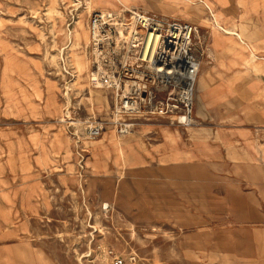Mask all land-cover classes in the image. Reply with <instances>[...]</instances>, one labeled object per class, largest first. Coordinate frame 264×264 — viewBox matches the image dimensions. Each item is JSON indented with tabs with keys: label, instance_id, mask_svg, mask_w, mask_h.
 I'll return each instance as SVG.
<instances>
[{
	"label": "rangeland",
	"instance_id": "obj_1",
	"mask_svg": "<svg viewBox=\"0 0 264 264\" xmlns=\"http://www.w3.org/2000/svg\"><path fill=\"white\" fill-rule=\"evenodd\" d=\"M206 1L0 0V264H6L8 250L20 247L31 263L9 264H115L114 258L119 264H264V84L250 87L252 75L264 76V62L242 61V72L232 79L233 71L223 67L231 88L219 98L212 93L222 83L218 72L239 46L210 45L215 32L252 44L259 23L247 4L230 0L217 10L225 27L244 40L215 30L214 22L223 26L204 8ZM187 4L208 14L198 15L203 21L197 10L189 12L200 33L193 41L200 68L191 101L177 97L170 102L177 107L173 113L138 117L129 135L137 140L144 166L160 173L166 150L158 123L176 129L181 149L193 142L202 148L193 161L166 165L187 176L135 174L131 149L122 142L129 135L118 137L109 125L115 96L101 85L100 73L111 62L119 69L123 58L124 68L150 81L149 71L129 64L118 29H130L135 20L124 19L122 11L144 10L142 15L155 14L160 22L187 24L182 13ZM106 10L116 12L117 23L103 30L113 37L105 53L115 54L104 63L88 32L92 14ZM185 115L191 125L178 124ZM86 121L105 123L107 131L89 140ZM106 142L116 146L121 168L110 163L105 173L103 161L100 174L98 164L87 161L88 151Z\"/></svg>",
	"mask_w": 264,
	"mask_h": 264
},
{
	"label": "crops",
	"instance_id": "obj_2",
	"mask_svg": "<svg viewBox=\"0 0 264 264\" xmlns=\"http://www.w3.org/2000/svg\"><path fill=\"white\" fill-rule=\"evenodd\" d=\"M204 1H206V0H204ZM206 2L208 3L210 8L212 9V11L215 14L218 22L223 27H225V24L222 23L223 21L220 18L221 11H218L217 9L222 10L224 7L227 6V4H229L230 0H217V2L215 4H211L208 1H206ZM235 2H236V4H238L239 6H242V7H245L247 4V13L250 15L251 18H253L254 20H256L259 23V33L255 34L253 36L252 44L245 41V40H244V44H243L240 40H238L234 36L227 35V34H222V33H218V32L210 34V36H212V37L215 35L213 37L212 44H210L211 48H214V50L217 49L218 47L223 46L227 41H231V42L235 43L237 46H239L238 51L235 53V55L230 60V65L229 66L221 65L222 70H221V72L220 71L218 72V75L221 78L222 83H220L216 88H214L212 93L214 95L216 94L215 96H217L219 98H224L227 95V93L230 91L231 85L229 84V81H227V79H229L230 75H231V79H232L238 73L242 72V70L238 71L239 63L241 64L242 61H246L247 59H250V58L257 60L258 63L264 62V0H235ZM161 3H164V2H161ZM154 5L157 7H160V8H164V7L170 8L171 7L166 3L163 4L164 6H160V4H157V3ZM140 7H142V6H140ZM143 8H145V7H143ZM190 8L197 10V15L195 13H193L192 11H190ZM147 9H149V8H147ZM152 10H158L159 11V9H152ZM182 10L193 13L198 18H200L199 14H202V16L208 15L204 11V9L198 5L191 6V5L187 4L186 7H184ZM103 12H112V13L116 14V12H113L111 10H106ZM142 12H144V11H142ZM147 13H150V12H147ZM184 15H186V14H184ZM153 16H156V15L153 14ZM208 18H209V16H208ZM188 19H189L187 21L188 24H190L193 28V39H194V35H195L196 30H197V27L191 18L188 17ZM201 20L205 21V19H201ZM180 22H183V21H180ZM183 23H185V22H183ZM200 25L204 26L203 24H200ZM225 28H227V27H225ZM227 29H229V28H227ZM229 30L236 32L234 29H229ZM196 39H198V38H196ZM194 46H195V44H194ZM197 56L199 57V55H197ZM223 67L228 68V69L230 68L231 71H233V73L235 72V74L232 73L230 75L229 74L224 75L223 73H225V71H223V69H224ZM251 77L253 78V82H252L253 84L250 86L252 89L255 90L256 88H258L259 83L264 84V76L261 77L258 75H252ZM144 127L145 126L140 125L139 131L143 130ZM156 127L159 129V131H160L159 134H160V137L162 139L160 145L162 146L163 150H166L165 152H163V154L159 160L163 164V165L159 166L161 169V173L159 172V170L157 171V170L150 169V168L144 166L146 159L140 153L141 150L138 147L137 140L134 137H132V135L131 136L129 135L128 137H125L124 139H122V142L125 145L126 150H128L127 146L131 149V159L134 160L133 173L139 174V175L148 174V176H152V177H154V176L156 177L158 173L164 174L166 176H187L188 172H184V170L181 169L180 167L171 168V167H167L166 165H168V163L169 164H179L180 161H182V160L183 161H193L195 158H197V156H198L197 153H198V151L201 150L202 145L197 143V142H193L192 144L186 145V147L181 149L178 145V141H177L176 136L174 134V130L176 131V129L172 130L168 126L163 125L162 123H158V125ZM104 131H107V130H103L101 133V136L103 135ZM113 133L116 136H118L115 131H113ZM101 136L99 137V139L101 138ZM118 137H120V136H118ZM97 141L99 142V140H97ZM149 155L153 156V153H150ZM88 157L89 158H87V161H90L91 163L96 162L98 164V166H97L98 170L95 171L97 173L103 174V172H101V170H100V167L102 166L103 161H106V165H107V170L105 173L108 172L110 163L112 164V166H114V168L116 170H120V168H121L120 156L118 155L117 148L114 144H110V143L106 142L105 144L102 145L100 143L96 151H94L93 153H90L88 151ZM101 157H103V159ZM154 180L157 181L156 179H154ZM203 181H204V179H203ZM142 189L144 190L143 192L145 193L146 190L144 188H142ZM149 190L153 191L152 186L149 187ZM24 191L25 190H21V192H23L22 193L23 195H25ZM7 252H8V254H7L8 256L6 257V264H9L11 262V259L14 261H20V262H24V263L30 262L31 263V256H30V253L28 252V250L26 249V247H20L19 249L8 250ZM38 262H39V264H43L42 261H40V260Z\"/></svg>",
	"mask_w": 264,
	"mask_h": 264
},
{
	"label": "bare ground",
	"instance_id": "obj_3",
	"mask_svg": "<svg viewBox=\"0 0 264 264\" xmlns=\"http://www.w3.org/2000/svg\"><path fill=\"white\" fill-rule=\"evenodd\" d=\"M202 5L209 12V15L214 17L210 6L206 2ZM101 13L105 16L115 15L112 12ZM122 13L124 14V19L131 18L135 20V24L130 29H124L122 27L124 24L120 25L122 28L118 29L119 37L126 44L127 52L131 54L129 64L150 70L157 80L153 89L149 86L146 88L152 89L159 99L164 98L163 94L167 90L170 92L168 100L177 101V97L179 98L180 96L181 99L185 98L189 103L191 101V88L194 87L200 68V58L197 56L193 45L192 26L187 23V31L184 33L183 28L186 23L180 21L175 25L172 22L164 23L147 14L149 18L143 16L144 19H147L146 21L150 22L149 24L153 28H157L154 30L151 28L146 29L147 23L139 20V17L137 18V16H141L142 12ZM182 13L186 14L194 22L197 21L189 12ZM212 26L215 30L220 29L224 33H236L238 37L243 39L239 33L220 27L215 22ZM88 38L90 43L91 35L89 32ZM194 38H200L198 29ZM184 88L187 90L183 91ZM177 119L178 122H181L183 120L186 121L188 118L187 116H179ZM188 125H191L190 121ZM104 208H108V205L104 204Z\"/></svg>",
	"mask_w": 264,
	"mask_h": 264
},
{
	"label": "built area",
	"instance_id": "obj_4",
	"mask_svg": "<svg viewBox=\"0 0 264 264\" xmlns=\"http://www.w3.org/2000/svg\"><path fill=\"white\" fill-rule=\"evenodd\" d=\"M143 16L145 15L141 14V16H137V18L139 17V20L147 23L146 29L151 28L152 30H154L157 28H153L149 24L150 22L146 21L147 19H144ZM116 20L117 18L115 15L105 16L104 14L100 13H93L90 18L89 34L91 35L93 51L97 54L96 57L98 61L103 60L104 63H106V57L115 55L114 53H105L104 47H110L113 37L110 36L108 31L107 33L103 34V30L105 26L114 27V25L117 23ZM172 24L175 25L176 23L172 22ZM187 27L188 25L185 24L183 28L184 33H186L187 31ZM109 60L113 61L112 58ZM123 61L124 59L122 58L120 62H118V64L120 65L119 69L117 67H113V63L111 62V67H113V69L111 67H108L109 69H106V73H100L101 85L109 86L115 96L116 107L112 113V120L109 122V125L114 128L119 136L129 135L134 126L133 120L137 119L138 117H161L171 114L175 109H177L176 106L170 104V102L177 103V101L168 100V98H170V92L165 90L163 99H159L156 94L153 93L152 89L157 80L150 70L146 69L147 71H149L148 74L150 76V81H148L147 78L142 74H135V71L137 70L134 71L133 69L129 70L127 68H124ZM136 68L145 69L144 67ZM147 86L151 87L152 89H147ZM178 101H180V103H182L183 101L188 103L185 98L181 99L180 96L178 98ZM187 118L188 119H186V121L183 120L178 123H181V125L188 124L190 121L189 116H187ZM82 125H84L85 137L89 140H95L101 136L105 123L86 121L85 123H82ZM114 259L115 264L120 263L118 259ZM133 260L134 258H132V261Z\"/></svg>",
	"mask_w": 264,
	"mask_h": 264
}]
</instances>
